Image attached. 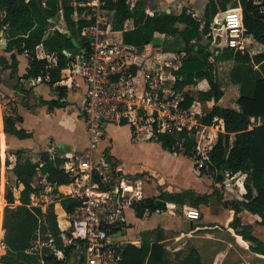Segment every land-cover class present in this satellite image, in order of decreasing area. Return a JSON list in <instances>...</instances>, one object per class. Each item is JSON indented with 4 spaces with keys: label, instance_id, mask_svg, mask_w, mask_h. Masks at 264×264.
Segmentation results:
<instances>
[{
    "label": "trees",
    "instance_id": "obj_1",
    "mask_svg": "<svg viewBox=\"0 0 264 264\" xmlns=\"http://www.w3.org/2000/svg\"><path fill=\"white\" fill-rule=\"evenodd\" d=\"M70 2L0 0V30L6 38L5 51L10 53V61L0 55V68H9L10 75L16 76L18 61L15 53H26L28 67L22 76L24 79L48 75L45 81L51 87L59 81L61 69L69 66L78 51L71 37L78 39V33L87 25L86 21L72 18L75 9ZM108 7L114 9V28L121 30L123 41L138 51L147 49L156 32L177 36L184 42L186 56L176 71L177 76L181 77V80L176 81V88L181 90L186 84L194 85L201 100L214 99L215 104L199 121L219 129L217 140L208 151L199 175H208L216 183H222L229 175L245 174L241 199L222 200L216 190L203 195H195L192 191H161L155 197L133 200L131 207L136 216L165 210L168 202L178 203L187 209H197L216 195L221 204L233 212L230 227L249 243L251 251L264 255V243L250 233L249 225L241 224L238 216L242 210H247L257 214L261 218L259 223L264 226V123L254 122L257 118L264 119V0H208L201 18L195 17L186 8H182L179 13L159 11L152 14L157 10L155 0H138L132 8L125 0H109ZM60 10L67 31L55 28L51 35L46 36V31L51 28ZM220 14L241 16L246 44L260 51L249 55L227 46L213 58H231L235 63L230 72V81L238 88L233 105L219 103L224 92L220 88L214 63L210 61L213 54L211 47L214 49L218 46L222 38V33L212 31L210 24ZM128 19L132 20V28L124 29L123 22ZM39 45L46 53L56 55L54 65L45 58L37 57L36 47ZM254 64L259 65L258 69H253ZM55 89L59 97L48 103L61 107L66 103V100H60L66 96V92L60 86H55ZM192 101V95L183 94L180 106L188 108ZM21 121L19 115L4 116V132L18 138L28 137L29 134L17 126ZM156 140L170 152L182 153L193 159L200 158L193 136L187 135L185 130L172 134L161 132ZM17 154L12 172L18 185L21 184L23 188L18 198H15L11 189L6 188L4 193L6 205L3 209L2 230L0 224L4 251L0 254V264H82L81 258L75 261V245L65 244L61 236L65 225L63 211H72L78 204L77 200L60 196L57 202L44 210L29 207L30 194L35 190L32 180L37 174L38 164L29 158L20 162L21 154ZM43 160L39 169L42 174H46L48 182L56 186L71 182L69 175L59 167L61 159L53 164L43 155ZM95 179L102 187L113 184L112 180L109 184L101 182L97 175ZM40 230H49L50 236L46 237L49 240L47 244L37 247L34 240ZM121 254L120 264H201L200 256L193 247L185 253L170 252L163 244L143 242L138 247L124 245Z\"/></svg>",
    "mask_w": 264,
    "mask_h": 264
},
{
    "label": "crops",
    "instance_id": "obj_2",
    "mask_svg": "<svg viewBox=\"0 0 264 264\" xmlns=\"http://www.w3.org/2000/svg\"><path fill=\"white\" fill-rule=\"evenodd\" d=\"M132 1L135 4L138 0ZM155 1L157 10L152 14L159 11L179 13L182 8H186L197 18H201L208 2V0ZM55 28L67 31L64 20L61 21L59 18L58 22H54V26L46 31V36L51 35ZM123 28H132V20H125ZM0 33L2 38L1 30ZM155 39L160 40L155 42ZM246 42L247 40L243 48L234 47V49L247 52L249 55L260 52ZM224 43L221 40L215 47L217 49L211 47L213 54L210 57L216 69L220 88L224 92L219 101L223 104L230 86L238 91L237 86L230 81V72L235 67L233 59H213L227 47ZM146 52V61L151 62L150 65L162 64L176 76V81L181 80L176 71L181 66L186 51L185 44L179 37L156 32ZM44 54L46 52L43 47L37 46V57L42 58ZM0 55L10 61V53L2 49ZM15 57L18 61L16 76L10 75L9 68H0V164L2 167L10 166L13 181H16L12 167L17 161L19 152L20 162L29 158L38 164L37 174L32 180L34 185H38L40 182H48L46 174H42L39 169L44 163L43 155L47 156L53 164L61 159L62 162L59 164L61 168L70 154L87 153L89 135L82 109L84 85L78 77L75 78L71 87L60 85L58 81L52 87L45 80L33 83L32 78L27 80L22 77L28 67L27 54L15 53ZM258 66L254 64L252 67L258 69ZM66 73V68L61 69L60 79ZM55 86L63 87L66 92V96L60 99L66 100L61 107L48 103L59 97ZM180 91L193 96L192 110L199 120L215 104L214 99L201 100L198 97V89L194 85L186 84ZM7 115H19L22 121L18 122L17 126L29 136L18 138L5 133L3 119ZM258 121L264 123L263 118H258ZM104 132L97 152L104 155L108 167L111 168L110 178L113 184L126 196L122 199L123 220L118 224L115 241L137 247L143 242L160 243L170 252L185 253L193 247L200 256L201 264H264L250 261L255 256L264 257V255L251 251L249 243L230 227L233 212L224 207L216 195L210 197L208 203L198 206V219L188 218L185 215L187 208L174 202H168L165 210L145 213L142 217H137L131 207L133 200L155 197L161 191L182 193L192 191L195 195H203L212 194L216 190L222 200L241 199L244 193L243 181L229 182L226 179L222 183H216L208 175L200 176L193 158L162 148L160 143L149 135L147 129L142 126L137 129L125 119L119 122H107ZM218 132L219 129L213 126H199L196 140L200 152L207 153L212 148L217 140ZM117 135L119 138L116 137ZM241 174L245 178V174ZM53 186L61 193L69 190V184L59 186L53 184ZM19 187L20 190L23 188L21 184ZM2 189L0 185V191ZM0 202L5 203L3 190L0 192ZM0 213L3 219L1 207ZM238 216L241 224L249 225L250 233L264 243V226L259 223L261 218L247 210H242ZM1 237L2 234L0 235V254L4 251ZM76 253L81 257L80 250L77 249Z\"/></svg>",
    "mask_w": 264,
    "mask_h": 264
},
{
    "label": "built area",
    "instance_id": "obj_3",
    "mask_svg": "<svg viewBox=\"0 0 264 264\" xmlns=\"http://www.w3.org/2000/svg\"><path fill=\"white\" fill-rule=\"evenodd\" d=\"M108 1L71 0L75 9L72 18L86 21L87 25L78 33V39L74 38L77 54L58 81L60 85L71 87L78 77L84 85L82 109L89 135L87 153L70 154L62 164L61 168L71 178L67 192H59L50 182L32 183L35 190L28 204L44 210L60 196L77 200L72 211H63L67 226L61 236L65 244H74L81 251L82 264H120L122 258L124 245L115 241L114 236L123 220L122 199L126 196L115 184H109L111 168L104 155L97 152L107 122L125 119L137 129L144 127L155 139L161 132L172 134L185 130L196 143L200 156L194 159L197 169L203 166L208 153L199 151L196 140L198 128L203 124L192 110L194 101L188 108H182L180 102L186 93L176 88V76L162 64L150 65L151 62L146 61L147 49L138 51L123 41L122 31L114 28L115 13L108 7ZM125 3L130 8L134 6L132 0ZM59 14L63 21L61 10ZM210 29L228 34L224 45L244 47L241 16L220 14L212 20ZM42 58L51 65L56 63L53 53H46ZM47 79L48 75L40 74L32 78V82ZM96 175L109 185L102 187ZM185 215L199 218L197 209H187ZM57 254L61 256L60 252Z\"/></svg>",
    "mask_w": 264,
    "mask_h": 264
},
{
    "label": "rangeland",
    "instance_id": "obj_4",
    "mask_svg": "<svg viewBox=\"0 0 264 264\" xmlns=\"http://www.w3.org/2000/svg\"><path fill=\"white\" fill-rule=\"evenodd\" d=\"M59 18H60V14H58L55 17L54 22H58ZM222 33L224 34V36L222 38V41L225 42V37H227L228 34H226L224 32H222ZM159 40L160 39H155L154 41L155 42H159ZM2 43H3V41H2L1 33H0V51L2 50V48H1ZM228 90L229 91L227 92V94L225 96L224 104L233 105L235 103V97L237 96V91L232 86H230V89H228ZM254 122H255V124H263V121L262 122L258 121V118ZM116 137L119 138L118 135ZM0 167H1L0 168V179H1L0 185L3 188L2 189L3 190V195H4L5 190L7 188V189H11L13 191L15 198H18L19 190H20L19 188L20 187H19V185H18V183L16 181H13V177H12V174L10 173V169H9L10 166L7 167L5 165V166L2 167V165L0 164ZM35 179H37V177ZM226 179H228L229 182H241L244 179V175H242L241 173H236L233 176L229 175ZM2 181H3V185H2ZM15 203H18V202H15ZM5 205H6V203L0 202V207H1L2 211H3L4 207H5ZM1 223H2V214L0 213V224ZM66 226H67V224L65 222V225H64L63 228H65ZM62 233H64V231L61 232V234ZM48 236H50V231L49 230H47V231L40 230L38 232V236H37L36 240H34V244L37 245V247H41L42 245L47 244L49 240H46V237H48ZM74 256H75V261H77V258L78 259L80 258V255H78L76 253L74 254Z\"/></svg>",
    "mask_w": 264,
    "mask_h": 264
},
{
    "label": "water",
    "instance_id": "obj_5",
    "mask_svg": "<svg viewBox=\"0 0 264 264\" xmlns=\"http://www.w3.org/2000/svg\"><path fill=\"white\" fill-rule=\"evenodd\" d=\"M71 40L73 42V45L74 46H77V42L76 40L74 39V37H71ZM2 49L5 50L6 48V38L4 37V33H3V37H2ZM252 263H255V262H263L264 263V257L263 256H255L254 258H252V260H250Z\"/></svg>",
    "mask_w": 264,
    "mask_h": 264
}]
</instances>
